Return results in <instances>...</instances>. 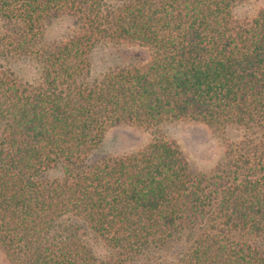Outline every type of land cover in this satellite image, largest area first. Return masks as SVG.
Returning a JSON list of instances; mask_svg holds the SVG:
<instances>
[{"label": "trees", "instance_id": "1", "mask_svg": "<svg viewBox=\"0 0 264 264\" xmlns=\"http://www.w3.org/2000/svg\"><path fill=\"white\" fill-rule=\"evenodd\" d=\"M244 1L0 0L8 264H264V8L238 18ZM60 19L72 31L47 40ZM100 46L141 55L94 78ZM23 59L36 62V82L16 77L10 64ZM172 122L222 135L210 172L162 134ZM116 125L151 141L90 163Z\"/></svg>", "mask_w": 264, "mask_h": 264}, {"label": "rangeland", "instance_id": "2", "mask_svg": "<svg viewBox=\"0 0 264 264\" xmlns=\"http://www.w3.org/2000/svg\"><path fill=\"white\" fill-rule=\"evenodd\" d=\"M262 8H264V0H245L238 5L235 14L238 18L249 17ZM72 29L73 22L70 19L56 20L47 28L46 39L61 40L66 38ZM139 53L137 49L128 47L100 46L92 54V75L98 78L108 70L134 59V55ZM10 66L23 83L36 82L39 77V69L32 59L15 60ZM161 132L177 142L191 168L196 172H210L223 153L222 135L206 126L189 122H172L164 125ZM233 136L234 134L231 133L230 137ZM151 138L149 132L140 128L116 125L107 132L99 149L91 155L90 163L135 153L146 147ZM52 176L55 177L57 174L54 173ZM84 240L98 258L110 255L104 243L95 236L89 234ZM0 264H8L1 250Z\"/></svg>", "mask_w": 264, "mask_h": 264}]
</instances>
